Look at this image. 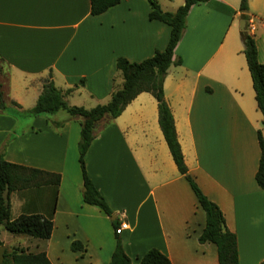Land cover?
<instances>
[{
    "label": "crops",
    "instance_id": "1",
    "mask_svg": "<svg viewBox=\"0 0 264 264\" xmlns=\"http://www.w3.org/2000/svg\"><path fill=\"white\" fill-rule=\"evenodd\" d=\"M240 4L209 0L191 8L174 54L182 64L169 68L164 91L189 174L236 234L239 264H263L264 190L255 179L263 117L243 52L247 22ZM248 5V33L264 64V0ZM150 11L145 0H122L99 16L91 15L90 0H0V68L29 76L26 85H34L38 97L52 76L63 92L72 89L67 102L85 95L94 107L104 105L123 86L118 58L142 62L169 42L170 27L149 20ZM12 101L11 113L0 111V154L59 174L61 182L12 193L13 219L37 214L51 218L54 228L48 240L1 229L4 255L23 248L45 252L52 264H109L119 238L132 264L151 249L172 264H219L217 247L199 242L206 214L175 165L150 93L139 94L111 124L100 122L85 156L112 216L83 199L81 118L37 117L20 134L18 118L26 111L18 97ZM115 222L129 229L117 235ZM74 242L84 250L74 251Z\"/></svg>",
    "mask_w": 264,
    "mask_h": 264
},
{
    "label": "trees",
    "instance_id": "2",
    "mask_svg": "<svg viewBox=\"0 0 264 264\" xmlns=\"http://www.w3.org/2000/svg\"><path fill=\"white\" fill-rule=\"evenodd\" d=\"M150 6L149 20L158 21L170 27L169 42L164 50H158L155 54L142 62H131L120 57L116 61L117 70L123 76V86L113 93L111 100L104 105L94 108L71 106L65 100L72 92H63L57 88L52 76L43 82V90L35 106L25 112L26 116L34 118L55 115L65 111L70 118H81V137L79 141V163L84 179L83 199L89 205L101 208L108 216L113 213L104 197L98 191L89 178L85 156L95 139L100 122L107 121V125L117 119L126 107L141 93H150L158 103L159 125L167 143L171 156L179 173L185 177L193 190L199 205L206 214V226L199 242L212 243L217 247L219 264H239L238 241L235 233L231 232L225 222V217L217 204L212 202L200 189L195 179L189 174L185 157L178 140L175 121L171 109L165 99L164 82L169 68L172 65L182 64L180 58L174 59L175 49L181 41L187 26V18L191 8L199 3L209 0H185L183 6L175 12H166L161 8L157 0H145ZM91 15L99 16L109 9L121 4L122 0H90ZM248 0H241L239 11L242 19L247 22L242 32L244 40V55L251 75L255 99L258 110L263 117L264 125V64L258 61L256 41L248 33L249 19L245 13L248 11ZM84 81H82L83 83ZM17 103L11 102L8 106L6 96L0 83V111L11 113ZM8 109V110H7ZM61 127L63 123H55ZM261 157L256 173V182L264 190V138L261 131L258 132ZM61 182L59 174L45 172L39 169L11 163L5 159V154H0V233L5 229L17 236H27L34 239L48 240L53 232V220L41 215H20L13 219L11 212V195L14 192L39 188L43 186L58 187ZM118 223H114L117 230ZM3 245L0 235V246ZM74 251L84 250L80 242L72 244ZM2 264H52L45 252L32 253L23 248H13L6 251ZM109 264H132L131 258L126 254L122 242L117 238L116 247ZM139 264H172L171 260L157 249H151L141 259ZM264 264V262H263Z\"/></svg>",
    "mask_w": 264,
    "mask_h": 264
},
{
    "label": "rangeland",
    "instance_id": "3",
    "mask_svg": "<svg viewBox=\"0 0 264 264\" xmlns=\"http://www.w3.org/2000/svg\"><path fill=\"white\" fill-rule=\"evenodd\" d=\"M158 1L161 4L162 8H164V10L166 11H176L179 7L183 6L185 3L184 0H158ZM239 28H242L241 24L239 25ZM10 74L11 76L9 75V73H7V70H1L0 68V83L2 84V90L5 93L7 104L9 106V104L12 102V99L18 97L23 105V110L27 112L35 106L37 102V98H39L37 96V93L34 91L35 87L34 85L27 87L26 83L27 81H29L28 79H30L29 76L22 75L18 71H12L10 72ZM46 79L47 78H45L44 80ZM34 93H36V95ZM67 103L69 105L79 106V107L82 106L85 108H93L95 106V103H93V101L88 96L85 95L83 96L77 95L73 99H69ZM107 103L108 102L106 101L105 104ZM59 113H58L59 115L58 117L60 119L69 117V115L65 111H61ZM51 116L53 115H45L43 117L50 119ZM34 119L35 118L32 116L19 117L18 118L19 133L21 134L25 132V129L28 127V124L31 123ZM259 128L264 133L263 120L260 121ZM250 178L252 177H244L245 180L246 179L249 180ZM7 250L11 251V249H7Z\"/></svg>",
    "mask_w": 264,
    "mask_h": 264
},
{
    "label": "built area",
    "instance_id": "4",
    "mask_svg": "<svg viewBox=\"0 0 264 264\" xmlns=\"http://www.w3.org/2000/svg\"><path fill=\"white\" fill-rule=\"evenodd\" d=\"M252 28L254 29V22L251 23ZM129 229V224L127 222H121L120 226L116 230V234L120 235L123 231Z\"/></svg>",
    "mask_w": 264,
    "mask_h": 264
},
{
    "label": "water",
    "instance_id": "5",
    "mask_svg": "<svg viewBox=\"0 0 264 264\" xmlns=\"http://www.w3.org/2000/svg\"><path fill=\"white\" fill-rule=\"evenodd\" d=\"M244 27H245V21H243V26H242V29L244 30ZM4 251H5V248L3 246H0V264H2L4 262Z\"/></svg>",
    "mask_w": 264,
    "mask_h": 264
}]
</instances>
